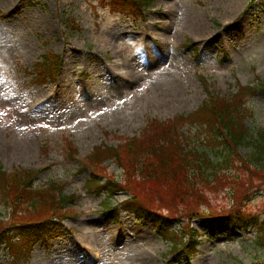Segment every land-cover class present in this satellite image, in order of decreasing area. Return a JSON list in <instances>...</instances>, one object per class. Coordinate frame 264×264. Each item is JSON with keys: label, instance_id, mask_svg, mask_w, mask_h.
Wrapping results in <instances>:
<instances>
[{"label": "rangeland", "instance_id": "rangeland-1", "mask_svg": "<svg viewBox=\"0 0 264 264\" xmlns=\"http://www.w3.org/2000/svg\"><path fill=\"white\" fill-rule=\"evenodd\" d=\"M142 16L120 0H0L2 171H40L33 188L53 184L77 198L71 218L73 207L65 208L61 237L35 246L22 241L28 248L1 251L0 264H137L144 249L152 264H178L179 258L169 255L171 244L153 226L118 211L128 193L109 201L89 188L93 173L81 161L99 146L139 139L152 122L171 125L180 116L185 117L178 127L183 145L216 161L194 116L209 92L237 101L251 136L239 153L257 166L258 136L264 133V0H153ZM50 55L60 56V71L56 80L40 83L37 65ZM244 87L251 90L242 94ZM89 170L99 178L125 179L113 160ZM228 171L231 177L220 175L211 185L199 180L198 188L212 207L233 209L242 200L246 215L263 220L264 183H248L239 160ZM232 180L241 181L233 195ZM10 202L9 208L0 192L4 224L48 219L32 202L18 209ZM183 223L172 222L171 232H181ZM208 226L202 217L193 224L205 235ZM254 230L204 237L195 258L182 264H264ZM109 231L130 235L127 244L133 246L127 248L118 235L111 240Z\"/></svg>", "mask_w": 264, "mask_h": 264}, {"label": "trees", "instance_id": "trees-1", "mask_svg": "<svg viewBox=\"0 0 264 264\" xmlns=\"http://www.w3.org/2000/svg\"><path fill=\"white\" fill-rule=\"evenodd\" d=\"M150 2L151 0L135 2L120 0L121 6L142 11L150 7ZM44 62L37 65L40 83L48 78L52 80L56 78L62 60L60 56L50 55L45 58ZM248 90L251 89L242 88L241 93H246ZM194 116L197 118L201 136L204 135L210 140L208 147L213 149L217 155L216 161L210 157L204 160L206 153L202 156L197 149L194 154H191L177 146L178 141L175 137L179 135V129L176 124L185 120V117H180L176 119L175 124L171 125L152 123V129L144 132L138 151L134 149L137 144L131 143L127 144L128 146L96 148L97 152H94V156L89 159L90 164L92 166L97 164V168H101L105 161L113 160L124 170L125 179L117 181L107 174L99 178L95 175V170H91L93 179L88 183L89 188L95 189L98 194L106 193L109 201L123 191L129 192L132 195L127 202L129 210L138 218L157 226L160 236L172 242V254H185L187 258L195 256L198 233L191 225L193 220L199 217L208 219L209 232L213 237L217 234L234 236L236 233L254 228V241L264 249V219L259 221L258 218L242 212V200L236 201L233 209L212 207L209 198L198 188L199 180L201 183L211 185L213 182L211 179H219L220 175L231 177L228 170L237 160L249 173L248 183L263 184L264 133L258 138V153L253 160L257 166H254L249 159L247 160L239 153L240 147L248 142L251 136L245 126L244 116L241 108L237 106V101L230 103L219 95L209 94L208 100ZM157 132H161V135ZM163 141L167 145L163 144ZM35 176L34 172L9 175L2 171L0 165V192H3L8 204L10 205V200H12L18 209L20 205L32 202L36 211L39 214L45 211L47 215L44 218H48L41 223L26 224L25 221L17 227L5 226L0 220V251L9 249L20 252L24 248L21 246L23 242L25 245L30 242L28 245L35 246L46 238L61 237L63 229L61 221L65 216L64 211L66 206L72 205L74 197L63 195V193L57 197L54 193L38 194L32 191V180ZM240 184L239 180L237 182L228 181V187L234 188V190L231 189L232 195L241 187ZM245 197H247V192ZM204 199L210 205L204 203ZM148 201L153 202L154 205L156 202L161 204L164 202L165 205L159 209H164L167 213L153 208ZM107 206L108 203H106ZM203 206L206 209H202ZM52 216H56L59 220L52 219ZM175 221L187 222L182 225L180 232L182 237L179 234L170 233L171 223Z\"/></svg>", "mask_w": 264, "mask_h": 264}, {"label": "bare ground", "instance_id": "bare-ground-1", "mask_svg": "<svg viewBox=\"0 0 264 264\" xmlns=\"http://www.w3.org/2000/svg\"><path fill=\"white\" fill-rule=\"evenodd\" d=\"M142 62H137L138 65H140ZM130 67V66H129ZM135 70V68H134ZM116 235L123 237L124 242H126L127 248H131L133 246V244L129 245L127 244V241H129L130 239V235L125 236L124 234L118 232V233H114V231H109L108 237L113 240L116 238ZM110 240V241H111ZM94 250H97L96 248ZM138 261L137 264H152L153 262V257L152 254H150L147 250H143V252L141 254L138 255Z\"/></svg>", "mask_w": 264, "mask_h": 264}]
</instances>
